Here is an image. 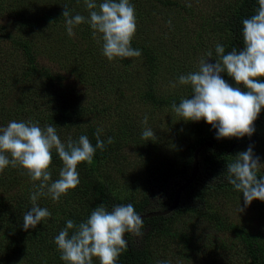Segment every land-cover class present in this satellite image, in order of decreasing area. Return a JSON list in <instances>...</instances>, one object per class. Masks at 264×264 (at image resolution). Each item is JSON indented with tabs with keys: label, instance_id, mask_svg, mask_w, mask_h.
<instances>
[{
	"label": "rangeland",
	"instance_id": "1",
	"mask_svg": "<svg viewBox=\"0 0 264 264\" xmlns=\"http://www.w3.org/2000/svg\"><path fill=\"white\" fill-rule=\"evenodd\" d=\"M61 1L25 0V4L27 2L28 4L24 8L23 0H0V127H6L13 120L27 122L39 116V114L34 116L29 111L28 104L31 102L28 96L31 93L35 99H44L42 89H38V86L29 81L21 88L19 85L21 82L15 80L22 74V65L28 63L19 40L30 39L33 36L37 41L33 47L36 61L41 67L52 69L63 76L61 84L52 87L62 88L55 93V97L68 95L71 100L84 105L88 121L101 129V134L106 138L117 137L119 140L120 144L113 158L107 160L104 166L110 175L108 181L113 186L112 190L122 196L139 198L146 196L149 200L146 211H154L158 209L159 202L165 200V189L169 187L170 180L165 182L164 192L159 186L156 188L149 186L152 184L148 183L141 154L143 145L148 143L153 151L154 167L158 169H167L168 166L179 167L184 158L187 128L197 126L193 132L195 134L200 131L198 123L203 120L184 121L172 111V104L159 106L142 99L138 93L146 77H152V81L154 77L153 85L158 94L167 96L170 91L180 89L182 98L190 97L191 92L186 91L190 86L180 85L178 78L180 75L198 70L199 61L202 58L209 59L206 52L211 51L210 61L214 60L216 44L228 38L229 32L223 27L222 20L229 11L228 4L234 0H183L191 12L183 13L182 18L179 16L181 11L179 5L165 6L169 8L173 6L172 9L163 7L172 11L168 13L161 10L157 12L155 7L149 35H143V39L152 35V39L157 43L154 46L155 53L162 52L159 63L152 72L143 67L144 61L140 57L109 61L102 54V41L98 42V38H93L92 29L87 23L77 26L74 29L75 35L67 39L66 27L49 30L45 29L44 25L26 28L22 24L24 9L40 6L44 11L51 8L55 10L56 7L63 5ZM100 2L102 0H97L98 4ZM130 3L134 6L138 3L145 4L143 0L137 2L130 0ZM161 7L158 6L159 9ZM69 8L73 15L81 14L88 17L84 0H75ZM32 9L26 10L32 12ZM15 10L19 11L16 15L13 14ZM61 26H65V22ZM15 39L18 40V44L13 41ZM225 74L222 73L223 78ZM173 84L176 86L173 87ZM42 106L43 103L40 102L38 107ZM145 116L148 117L146 125L143 123ZM78 123H71L70 129L66 131L69 133L71 130L77 131L81 126L79 121ZM145 128L152 129L156 134L152 140L142 138ZM260 135V138L256 137L238 145L233 144L230 149L232 161L234 162L239 152L252 147L255 156L264 164V129ZM190 138L189 136L187 140ZM258 171L264 176V167ZM15 173L20 171L16 170ZM197 188L202 186L194 184L189 189L190 193L180 199L176 208L187 204L197 206L198 210L206 207L222 215L224 219L241 224L249 231L260 233L264 237V210L255 200L245 207L242 193L231 192L228 189L213 191V188L199 195L201 197L199 200ZM240 206L244 209L242 212H239ZM196 213H188L185 210L177 212L174 221H171L172 225L185 231L190 238L187 243L181 239H172L170 247L161 250L157 264L161 261L167 264H238V260L231 256V253L236 252L239 239L231 231L212 227L208 220L199 218ZM134 238L139 244L141 237L134 235ZM15 239L20 247H28L27 240L23 241L22 237ZM37 244L38 241L30 248L32 250L27 258L29 264L44 255L42 247H37ZM190 245L194 251L188 247ZM3 248L4 240L3 245L0 244V251ZM13 251L18 254L16 258L21 259L22 256L16 246L10 248V252Z\"/></svg>",
	"mask_w": 264,
	"mask_h": 264
},
{
	"label": "trees",
	"instance_id": "2",
	"mask_svg": "<svg viewBox=\"0 0 264 264\" xmlns=\"http://www.w3.org/2000/svg\"><path fill=\"white\" fill-rule=\"evenodd\" d=\"M74 1L62 0L61 4L63 5L60 4L61 6L56 7L55 10L53 9L54 11L52 8L44 11L40 6H35L33 9L26 8L32 9V12L24 9L25 15L21 18L23 21L22 24L26 28L39 25H44L45 29L49 30L56 29L57 27L65 28V26H61L64 22V18L62 17L63 7L67 6L70 10V4ZM134 1L137 2V0ZM28 2L25 4V0H23L24 8ZM143 2L145 4L138 3L134 6L137 31L131 43L134 49L141 50L142 54L140 58L144 61L143 67L148 72H152L155 70L157 63H159V57L162 53L161 51L158 54L155 53L154 46L157 43L152 39V35L143 39V35H149L148 31L151 29L155 15L153 10L156 7L157 12L161 10L162 12L168 13L172 11L167 9H172L173 6L172 8L165 6L179 5L181 8L179 16L181 18L183 13H190L191 11L187 3L183 0H153L150 3L148 0H143ZM159 5L162 6L160 9L158 8ZM151 6L153 9H151ZM228 6L229 11L222 20L223 27L229 32L228 38L226 41L219 42V44L224 46L225 54L231 51L233 47L238 51L243 50L242 21L256 14L258 0H234ZM18 12V10H15L13 14L16 15ZM65 38H70L67 33ZM13 41L18 44V40L15 39ZM36 42L33 36L30 39L20 38L19 43L24 51L25 60L28 63L22 65V74L15 79L16 82H21L19 84L21 88H23L24 83L29 81L31 84L38 86V89H42L44 93V99H35V96H32L31 93L28 96L31 102L28 104L29 111L34 116L35 114H39L33 121L39 122L41 128L48 124L56 127L57 134L62 142H66L69 137L73 140H78L81 135H86L95 147V133L98 128L93 122L88 121L86 107L84 105H79L73 99L71 100V97L69 98L68 95L62 96L61 98L55 97V93L62 88L52 87L58 83L60 85V80L63 76L59 72L52 71V69L47 70V68L39 65L36 61V52H34L33 48ZM214 57V60H216L217 54ZM214 60L212 59L210 62L214 63ZM154 79L153 77L152 81V77H146L144 80L141 90L138 93L142 99H147L159 106L162 104L180 103L182 98L179 92L180 89L170 91L167 96L158 94L155 85H153ZM224 79L232 86H237L235 81L231 77H228L227 74H225ZM239 87L242 91L246 90L242 84ZM186 91L191 92V87H188ZM40 102L43 103V106L39 108L38 105ZM78 121L81 123V126L77 128L78 130L76 129L77 131L71 130L70 133L66 131L70 129L69 125L71 123H78ZM196 127L187 128V136L191 138L189 140H187L188 137L186 138L184 158L179 167L173 168L168 166L167 169L154 167V153L148 143L143 145L141 154L144 158L143 162L145 164L148 183L152 184L149 186L151 188L159 186L161 191H163L165 189V182L170 180L169 187L165 189V200L160 201L157 205L158 209L154 211L164 210L170 205L176 188L185 181L191 172L196 149L203 144L204 146L197 153V173L193 180L180 192L178 204L180 199L184 198L185 194L190 193L189 189L194 184L202 186V188H197V197L199 200L201 199L199 195L211 188H213V191H217L218 189H228L231 192L236 191L224 179L226 165L233 162L230 156V149L233 144L238 145L250 139L261 137L260 132L264 129V109L261 110V113L254 122L255 132L251 137L217 139V129L213 128L204 120L198 123L200 131L194 134L193 132ZM100 139L105 142V149L103 151L100 149L96 150L90 165L87 162H82L78 165L77 171L79 173L80 183L75 189H70L67 195L62 196L59 201H53L48 195L41 196L38 199L37 203L39 206L47 208L51 212V217L41 221L34 229L30 228L27 231L23 229V215L32 206L30 196L37 190L35 185L39 182L32 181L21 167L13 168L9 166L3 172H0V175H2L0 179L1 245H3L4 240V248L0 251V264H29L27 258L32 250L30 248L37 241L39 243L37 247H42L44 255L43 257H38L37 261L32 264H48L51 262L65 264L60 258L61 253L54 242V238L66 226V220L71 219L76 224L86 221L91 212L100 204H104L110 211L115 204L130 203L138 214L147 212L146 206L149 204V200L146 196H142V198L130 195L122 196L112 190L111 187L113 186L108 181L110 175L105 171L104 166L107 160L113 158V154H115V150L120 142L117 137H113L114 142L108 144V138L102 134ZM52 157V164L49 170L52 173V181H55L59 178V171L63 167V163L54 150ZM16 170L20 171V173H15ZM257 175L264 177L259 171ZM3 177H7L8 179H4ZM194 193L196 194V191ZM255 201L264 210V201ZM181 210H185L188 213L197 212L198 217L208 220L212 227L231 231L239 239V243L236 245V252L231 253V256L238 260V264H264V237L262 234L253 233L243 227V225L241 226V224L239 225L236 222L228 221L222 215L212 212L206 207L198 210L197 206H190L188 204L183 207L179 206L165 215L142 218L144 222V234L141 236L139 244L136 243L133 234L126 233L125 239L128 244L119 256L117 264H157L161 250L164 251L165 248L170 247V241H173L172 239H181L187 243L190 236L182 229L172 225L177 212ZM16 237H22L23 241L27 240L29 242L28 247H20L16 242ZM13 246L18 248V252L22 256L21 259L16 258L18 254L15 251L10 252V248ZM188 247L191 248V251H194L191 245ZM93 264H100L98 258H93Z\"/></svg>",
	"mask_w": 264,
	"mask_h": 264
},
{
	"label": "clouds",
	"instance_id": "3",
	"mask_svg": "<svg viewBox=\"0 0 264 264\" xmlns=\"http://www.w3.org/2000/svg\"><path fill=\"white\" fill-rule=\"evenodd\" d=\"M84 4L88 17L73 15L67 6L63 7L62 17L69 37L75 35L77 26L87 23L93 38L102 41V54L109 61L141 56V50L134 49L131 43L137 31V20L130 0H102L99 4L97 0H84ZM242 38L243 50L233 47L225 54L224 46L217 43L214 63L209 62L212 56L209 51L206 54L209 59L202 58L198 70L180 75L178 83L190 86L191 96L171 106L182 120H204L217 129V139L251 137L255 132L254 122L264 109V0H258L255 15L242 21ZM222 73L231 77L237 86L229 84ZM241 84L245 91L239 87ZM147 122L145 116L143 123ZM101 132L97 129L95 133L94 147L86 135L78 140L69 137L62 142L51 124L41 128L39 122L13 120L6 127H0V172L9 166L21 167L32 181L39 182L30 196L32 206L23 215L25 231L51 217V212L37 203L41 196L48 195L53 201H59L79 185L78 165L82 162L90 165L96 150L105 149ZM155 135L150 128L142 132V138L147 141ZM113 142L109 137L107 143ZM53 150L63 163L55 181L49 170ZM261 167L264 164L252 147L239 152L234 162L226 165L224 179L242 193L245 207L253 200L264 201V177L257 175ZM243 210L240 206L239 212ZM143 229V219L132 204H115L110 211L100 204L86 221L76 224L71 219L66 220V226L54 242L65 264H93L94 257L100 264H117L128 244L125 234L141 237Z\"/></svg>",
	"mask_w": 264,
	"mask_h": 264
},
{
	"label": "water",
	"instance_id": "4",
	"mask_svg": "<svg viewBox=\"0 0 264 264\" xmlns=\"http://www.w3.org/2000/svg\"><path fill=\"white\" fill-rule=\"evenodd\" d=\"M202 146H204V144L199 146L196 149V151L194 153L193 161H192L191 172H190L189 176L185 179V181H183V183L176 188L172 202L170 203V205L167 208H165L164 210L141 213V214H139L141 216V219L145 218V217H150V216L165 215L177 207L180 192L193 180V178L195 177V175L197 173V153Z\"/></svg>",
	"mask_w": 264,
	"mask_h": 264
}]
</instances>
